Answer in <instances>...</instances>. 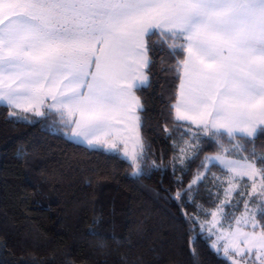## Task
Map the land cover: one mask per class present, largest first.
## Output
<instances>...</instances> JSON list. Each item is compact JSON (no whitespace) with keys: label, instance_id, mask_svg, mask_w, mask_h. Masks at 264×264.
Listing matches in <instances>:
<instances>
[{"label":"snow or ice","instance_id":"6c2138e0","mask_svg":"<svg viewBox=\"0 0 264 264\" xmlns=\"http://www.w3.org/2000/svg\"><path fill=\"white\" fill-rule=\"evenodd\" d=\"M152 30L170 54L182 56L168 69L179 80L171 109L175 121L191 122L190 138L174 161L197 156L201 137L210 136L220 150L206 155L201 167L218 162L225 195L251 181L248 195L258 197L257 207L243 224L253 221V231L237 228L233 236L247 247L226 245L224 254L264 264V231H255L256 213H264V155H244L241 143L264 134V0H0V102L10 116L58 117L90 147L119 151L123 144L138 175L145 146L136 91L149 82ZM128 139L135 143L131 152ZM203 176L198 171L189 188Z\"/></svg>","mask_w":264,"mask_h":264},{"label":"trees","instance_id":"16d2710c","mask_svg":"<svg viewBox=\"0 0 264 264\" xmlns=\"http://www.w3.org/2000/svg\"><path fill=\"white\" fill-rule=\"evenodd\" d=\"M147 39L149 82L136 91L145 146L138 175L121 155L71 141L58 117L10 116L0 104V264H232L193 220L198 206L217 205L213 182L199 183L193 197L189 190L219 146L205 137L197 156L174 161L189 136L171 109L179 80L168 69L182 56L157 30ZM241 143L246 155H264V134ZM208 172L222 173L216 165ZM257 220L264 231V213Z\"/></svg>","mask_w":264,"mask_h":264},{"label":"rangeland","instance_id":"374dc122","mask_svg":"<svg viewBox=\"0 0 264 264\" xmlns=\"http://www.w3.org/2000/svg\"><path fill=\"white\" fill-rule=\"evenodd\" d=\"M205 137H209V136H202L201 139ZM189 138L190 137L188 136L185 140ZM181 146H183V143L181 144ZM180 147L178 148L177 156L180 155ZM130 148H128L127 151ZM133 148L134 146L130 149L129 152H131ZM243 154L246 155L245 153ZM231 158L238 159L237 156H232ZM187 160L188 159H186L185 162ZM185 162L183 164L177 162V164L182 166L185 164ZM213 165L219 166L222 173H217V172L209 173L208 171ZM201 173H204L203 178L198 183L192 184L191 188H189L191 197H193L199 183L204 181L213 182V186L211 190L217 205L213 209H206L202 206H198L197 214L193 216V220L195 223H197L200 226L201 233H203L207 238L210 239L211 246L215 251H217L223 257L228 259L231 263L232 260H235L237 264H243L242 258L239 256H233L232 259H229V257L225 256L224 247L226 245L229 246V248H231L233 245L238 246L241 249H245L247 247L243 243V239L242 238L236 239L233 236V233L237 231V228H239L241 232L251 233L253 231L252 229L253 221L249 220L247 226H244L243 224V218L245 217V215L250 216L257 207L258 197L253 195L252 198L250 199L248 195V193L251 192V181L245 178V180L239 184L237 191L232 192L229 195H225L224 188L227 187V183L225 182L223 185H221L220 180L217 179V177L223 178L225 173L222 170L221 166L218 164V162L213 161L211 164H209L208 169L202 171ZM257 186L259 188V177H257ZM240 192H243L245 194L241 196L239 194ZM245 201H249V210L247 213L245 212ZM222 202L226 204V207L221 209L220 205L222 204ZM212 213H215V215H212ZM258 214L259 212L256 213V219H255V223L257 225L255 231L257 235H259L262 232L257 220ZM237 219L241 220L240 225H237L236 223ZM253 258H254V251H253Z\"/></svg>","mask_w":264,"mask_h":264},{"label":"crops","instance_id":"0c3cea01","mask_svg":"<svg viewBox=\"0 0 264 264\" xmlns=\"http://www.w3.org/2000/svg\"><path fill=\"white\" fill-rule=\"evenodd\" d=\"M155 30H152L151 32H150V34L152 33V32H154ZM149 34V35H150ZM147 39V38H146ZM137 95V94H136ZM51 101L50 100H48L47 101V103H50ZM0 104L1 105H4V106H7L6 104H4L3 102H0ZM8 107V106H7ZM45 110H47L46 108H44V107H41V111H45ZM17 111H20V110H17ZM27 113H31V114H34L35 115V113L34 112H31V111H29V112H27ZM182 123H185V124H188V125H190L191 124V122L190 121H184V122H182ZM192 127H194V128H196V126L195 125H191ZM138 135H139V137L141 138V135H140V132H139V128H138ZM258 134V133H257ZM68 137H69V139L71 140V141H73V142H75V143H77V144H80V145H84V146H86V147H89V148H92V149H103V150H105V151H108V152H112V153H117V154H119V155H121L124 159H126L125 157H124V155H123V152L125 151V147H124V145L123 144H120L119 145V151H116V150H108V149H105V148H103V147H98V146H92V147H90L89 145H87L86 143H84L83 141H81V140H79V139H77V138H75V137H73V136H71V134L68 132ZM141 140H142V138H141ZM133 146H135V143H134V139H128V141H127V149L128 148H132ZM130 148V149H131ZM130 149L128 150V151H130ZM127 161H129L128 159H126ZM130 162V161H129ZM131 163V162H130Z\"/></svg>","mask_w":264,"mask_h":264}]
</instances>
